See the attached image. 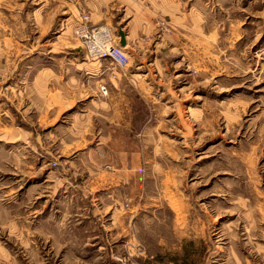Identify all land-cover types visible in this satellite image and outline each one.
Wrapping results in <instances>:
<instances>
[{
  "label": "rangeland",
  "instance_id": "374dc122",
  "mask_svg": "<svg viewBox=\"0 0 264 264\" xmlns=\"http://www.w3.org/2000/svg\"><path fill=\"white\" fill-rule=\"evenodd\" d=\"M116 255L264 264V0H0V264Z\"/></svg>",
  "mask_w": 264,
  "mask_h": 264
},
{
  "label": "built area",
  "instance_id": "2783aa9c",
  "mask_svg": "<svg viewBox=\"0 0 264 264\" xmlns=\"http://www.w3.org/2000/svg\"><path fill=\"white\" fill-rule=\"evenodd\" d=\"M87 16L76 26L75 34L80 39L86 55L93 59H109L112 63L125 66L129 61V55L125 47L120 45L119 36L107 25L89 24ZM101 91L106 93V88L101 87ZM117 264H130L129 260L119 255L114 256Z\"/></svg>",
  "mask_w": 264,
  "mask_h": 264
},
{
  "label": "water",
  "instance_id": "95a60500",
  "mask_svg": "<svg viewBox=\"0 0 264 264\" xmlns=\"http://www.w3.org/2000/svg\"><path fill=\"white\" fill-rule=\"evenodd\" d=\"M118 36L120 38V45L121 46H125L126 45V41H125V35L124 32L122 30L118 31Z\"/></svg>",
  "mask_w": 264,
  "mask_h": 264
},
{
  "label": "crops",
  "instance_id": "0c3cea01",
  "mask_svg": "<svg viewBox=\"0 0 264 264\" xmlns=\"http://www.w3.org/2000/svg\"><path fill=\"white\" fill-rule=\"evenodd\" d=\"M107 25V24H106ZM128 38H129V36L127 35V33L125 34V40H126V43H127V40H128ZM127 46H128V44H126ZM127 47H125V49H126ZM107 60V59H106ZM92 63H95V64H97V63H99V64H101L100 63V60H97V61H95V60H93V62ZM98 64V65H99Z\"/></svg>",
  "mask_w": 264,
  "mask_h": 264
},
{
  "label": "bare ground",
  "instance_id": "6f19581e",
  "mask_svg": "<svg viewBox=\"0 0 264 264\" xmlns=\"http://www.w3.org/2000/svg\"><path fill=\"white\" fill-rule=\"evenodd\" d=\"M124 47V46H123Z\"/></svg>",
  "mask_w": 264,
  "mask_h": 264
}]
</instances>
